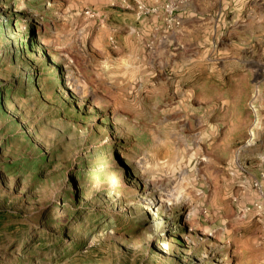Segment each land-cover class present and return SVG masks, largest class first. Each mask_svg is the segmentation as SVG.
Listing matches in <instances>:
<instances>
[{
    "label": "rangeland",
    "instance_id": "1",
    "mask_svg": "<svg viewBox=\"0 0 264 264\" xmlns=\"http://www.w3.org/2000/svg\"><path fill=\"white\" fill-rule=\"evenodd\" d=\"M0 264H264V0H0Z\"/></svg>",
    "mask_w": 264,
    "mask_h": 264
}]
</instances>
